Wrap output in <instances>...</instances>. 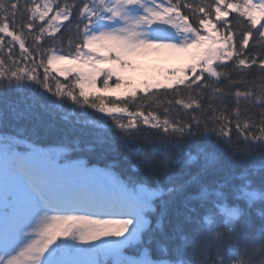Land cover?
<instances>
[{"label": "snow or ice", "instance_id": "1", "mask_svg": "<svg viewBox=\"0 0 264 264\" xmlns=\"http://www.w3.org/2000/svg\"><path fill=\"white\" fill-rule=\"evenodd\" d=\"M0 264H264V0H0Z\"/></svg>", "mask_w": 264, "mask_h": 264}, {"label": "rangeland", "instance_id": "2", "mask_svg": "<svg viewBox=\"0 0 264 264\" xmlns=\"http://www.w3.org/2000/svg\"><path fill=\"white\" fill-rule=\"evenodd\" d=\"M188 61V54L169 52L161 55H149L138 58L134 68L125 70L122 74L139 84L143 79L160 78L159 74L170 68H179Z\"/></svg>", "mask_w": 264, "mask_h": 264}, {"label": "trees", "instance_id": "3", "mask_svg": "<svg viewBox=\"0 0 264 264\" xmlns=\"http://www.w3.org/2000/svg\"><path fill=\"white\" fill-rule=\"evenodd\" d=\"M251 163H254V164H260V163H261V160H260L259 156L255 157V158L251 161Z\"/></svg>", "mask_w": 264, "mask_h": 264}]
</instances>
